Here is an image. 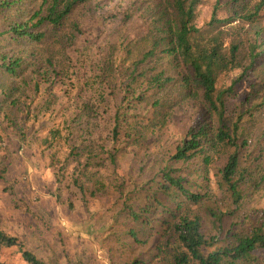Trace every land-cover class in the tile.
Segmentation results:
<instances>
[{"label": "trees", "instance_id": "obj_1", "mask_svg": "<svg viewBox=\"0 0 264 264\" xmlns=\"http://www.w3.org/2000/svg\"><path fill=\"white\" fill-rule=\"evenodd\" d=\"M103 2L0 0L1 120L17 125L12 107L23 104L20 93L29 80L36 77L34 94L40 90L39 72L50 71L49 81L61 84L74 77L77 85L72 86L80 98L69 116L87 123L85 130L91 121L106 123L112 144L98 150L99 144L91 140L78 150L68 143L75 135L62 136L71 146L69 155H84L83 162L77 159L73 178L84 192L87 171L104 164L106 158L100 154L113 163L115 153L139 143L147 131H154L151 128H164L177 105L197 101L195 125L175 145L170 162L159 169L151 192H143L146 202L141 199L134 207L124 183L115 176L111 181L121 205L116 215L131 244H148L153 237L144 252L147 257L131 264H264V208L246 207L255 194H264V128L252 131L259 121L254 110L264 102H250L253 84L237 110L225 109L234 84L255 69L264 54L257 50V34L245 28L256 20L264 0H214L209 19L201 24V0H138L123 19L136 15L149 28L140 35L125 32L119 41L106 40L105 35L93 39L82 30V13ZM93 20L108 25L102 16ZM76 42L81 46L69 51L67 46ZM93 46L99 54L95 58L86 51L93 52ZM235 70H241L240 76L227 87L220 85L221 78ZM260 79L254 96L264 89V76ZM62 129L48 130L41 144L51 147L59 142ZM79 136L82 142L87 139ZM217 150L226 153L216 180L217 189L230 200L226 208L218 203L207 173ZM195 158L204 166L193 172L201 175L200 182L182 176L172 165H188ZM228 217L239 220L227 224ZM13 246L26 264H49L0 228V250Z\"/></svg>", "mask_w": 264, "mask_h": 264}, {"label": "rangeland", "instance_id": "obj_2", "mask_svg": "<svg viewBox=\"0 0 264 264\" xmlns=\"http://www.w3.org/2000/svg\"><path fill=\"white\" fill-rule=\"evenodd\" d=\"M135 1L104 0L98 7L92 5L82 13V30L90 33V37L94 35L93 39L95 35H105L106 40L118 41L125 37V32L130 35L144 34L149 27L136 15L130 21L123 19L127 11L135 8L138 0ZM213 2L201 0L198 24L209 19ZM98 16H102L108 25L100 26L93 20ZM245 28L257 34V50L264 51V8L255 21L245 24ZM78 46L81 45L76 42V46L68 45L67 49L71 51ZM95 46L93 52L86 50L91 58L99 55ZM240 72L235 70L222 77L220 85L227 87L240 76ZM50 75V71L47 74L39 72L37 79L40 90L35 94L33 85L36 77L23 88L20 93L23 104L12 107L16 112V126H10L0 118V228L17 237L25 249L49 264H131L135 258L143 260L148 255L144 252L153 237H150L148 244H131L132 241L122 229V218L116 215L121 205L111 181L116 177L124 183L125 193H132L129 202L134 207L142 202L141 199L146 202L143 192L150 191L149 186L154 185L152 181H159V169L170 162L168 157L174 152L175 145L195 125L198 119L197 101L188 99L177 105L164 128H151L154 131H147L139 143L115 153L113 163L106 154H100L106 158L104 164L87 171L83 177L85 187L82 192L74 185L73 178L77 159L83 162L84 155H69L71 146L62 140V136L69 133L75 135L68 143L76 145L78 150H82V145L91 140L99 144L98 150L101 146L105 149L112 144L107 136L106 123L91 121V127L85 130L87 123L76 115L72 118L69 116L78 104L79 95L72 86L77 85L75 78L61 84L57 80L49 81ZM263 76L264 54L257 67L234 84L227 97L226 112L232 113L240 107V101L251 91L253 84L250 102H264V89L254 96ZM257 108L259 110H254V114H257L259 121L251 128L255 133L264 128V105ZM64 119H68V123H63ZM57 126L63 127L59 142L51 147L41 144L48 130ZM20 130L24 132L23 137ZM79 133L87 138L85 142H82ZM214 152L207 173L218 203L226 208L230 200L222 193L223 189H217L216 182L221 175L220 168L224 165L226 153L222 150ZM190 161L188 165L179 162L172 165L182 176L200 182L203 180L201 175L193 172L203 165L197 158ZM246 207L263 209L262 191L249 199ZM232 220L239 218L228 217L227 224ZM0 261L26 264L16 246L1 249Z\"/></svg>", "mask_w": 264, "mask_h": 264}]
</instances>
